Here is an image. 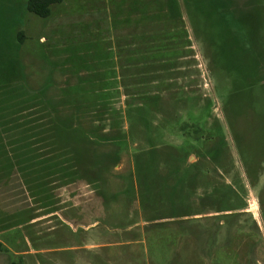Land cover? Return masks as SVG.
Here are the masks:
<instances>
[{
  "label": "rangeland",
  "instance_id": "rangeland-1",
  "mask_svg": "<svg viewBox=\"0 0 264 264\" xmlns=\"http://www.w3.org/2000/svg\"><path fill=\"white\" fill-rule=\"evenodd\" d=\"M217 1L0 0V89L76 172L0 171V264H264V0Z\"/></svg>",
  "mask_w": 264,
  "mask_h": 264
},
{
  "label": "trees",
  "instance_id": "trees-1",
  "mask_svg": "<svg viewBox=\"0 0 264 264\" xmlns=\"http://www.w3.org/2000/svg\"><path fill=\"white\" fill-rule=\"evenodd\" d=\"M220 7H217L219 11H222V6L226 2L225 7L229 12H235L237 7L235 6L234 0H218ZM217 1V2H218ZM63 0H27L26 8L27 10L41 18L49 17L51 14V7L55 4L62 3ZM154 4V5H153ZM157 2H153L152 0H144L140 10H138V6L135 5V9L139 11L138 14H141L139 17L143 19L146 13V10L150 6H155L156 8L163 10L164 8L168 10L169 16L180 17L181 13L179 8L177 7L176 0H163ZM131 10V9H130ZM232 15V14H231ZM175 18V17H173ZM172 18V19H173ZM138 21V20H136ZM135 21V22H136ZM21 33L18 36L21 37ZM44 91L41 90L39 93H28L26 88H19L12 85L10 82L3 83L2 88L0 89V156L3 157V162L0 161V171L9 172L10 170L13 172L14 168L18 167L20 172L24 174H41L44 171H48L49 173H63V174H75V170L70 162V158H66V162L68 166L62 165V159L59 160V154L54 152L57 151L54 142L56 143V138L54 135L51 137L44 136L43 133H46V128L40 123H37L41 118L32 119L25 118L23 122H20L22 116L19 113L23 110H30L34 107H39V111H44L47 109L53 108V106L48 104L46 100H44ZM54 109V108H53ZM140 112V110H139ZM18 114L17 116H14ZM14 116V117H13ZM27 116H31L28 114ZM24 117V116H23ZM143 118V115H141ZM45 127L53 126V130L55 131V123L53 120V116L49 113H46L45 116ZM34 122L33 126L26 127V124H30ZM13 123V125L5 127V125ZM147 126V124H146ZM4 127V128H3ZM17 133V138H15V143H13L14 149L12 160L11 155L8 152L2 150V133ZM41 141H47L50 144V151L52 155L50 156V160L48 161L46 158H43L39 153V148L37 145ZM72 167H71V166ZM217 212V211H216ZM10 264H22L20 261L14 262L12 261Z\"/></svg>",
  "mask_w": 264,
  "mask_h": 264
},
{
  "label": "built area",
  "instance_id": "built-area-1",
  "mask_svg": "<svg viewBox=\"0 0 264 264\" xmlns=\"http://www.w3.org/2000/svg\"><path fill=\"white\" fill-rule=\"evenodd\" d=\"M251 209H252V210L254 209L253 205H251Z\"/></svg>",
  "mask_w": 264,
  "mask_h": 264
}]
</instances>
